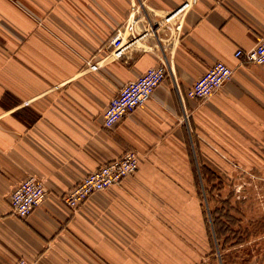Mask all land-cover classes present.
Listing matches in <instances>:
<instances>
[{"label":"crops","instance_id":"obj_1","mask_svg":"<svg viewBox=\"0 0 264 264\" xmlns=\"http://www.w3.org/2000/svg\"><path fill=\"white\" fill-rule=\"evenodd\" d=\"M263 39L264 0H0V264H206L194 171L264 154V66L234 56ZM163 61L154 96L105 128L118 92ZM218 63L233 79L189 97ZM130 151L136 174L77 211L63 203ZM31 177L48 197L19 219L11 195Z\"/></svg>","mask_w":264,"mask_h":264},{"label":"built area","instance_id":"obj_2","mask_svg":"<svg viewBox=\"0 0 264 264\" xmlns=\"http://www.w3.org/2000/svg\"><path fill=\"white\" fill-rule=\"evenodd\" d=\"M235 59L246 65L264 66V39L250 50H237ZM235 70L224 63H218L201 77L188 91L193 99H210L233 79ZM166 62L150 68L135 81L125 85L108 105L103 123L112 129L123 119L143 107L155 94L158 87L167 79ZM140 155L136 151L126 153L121 159L99 167L85 177L63 197V203L72 210H79L95 193L119 186L139 170ZM48 190L43 181L31 177L20 183L11 195V207L19 219H26L47 199ZM17 264H34L21 259Z\"/></svg>","mask_w":264,"mask_h":264},{"label":"rangeland","instance_id":"obj_3","mask_svg":"<svg viewBox=\"0 0 264 264\" xmlns=\"http://www.w3.org/2000/svg\"><path fill=\"white\" fill-rule=\"evenodd\" d=\"M256 156L257 163L253 155L242 154L237 159L241 165L225 164L217 175L209 169L194 171L201 179L214 252L206 264H264V154Z\"/></svg>","mask_w":264,"mask_h":264}]
</instances>
